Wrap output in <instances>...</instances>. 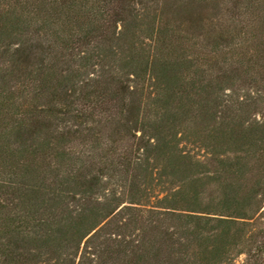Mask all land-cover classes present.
<instances>
[{"label":"trees","instance_id":"obj_1","mask_svg":"<svg viewBox=\"0 0 264 264\" xmlns=\"http://www.w3.org/2000/svg\"><path fill=\"white\" fill-rule=\"evenodd\" d=\"M0 264H264V0H0Z\"/></svg>","mask_w":264,"mask_h":264}]
</instances>
